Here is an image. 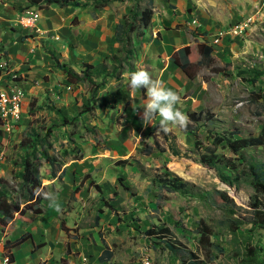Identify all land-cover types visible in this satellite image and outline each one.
I'll use <instances>...</instances> for the list:
<instances>
[{"label":"rangeland","instance_id":"374dc122","mask_svg":"<svg viewBox=\"0 0 264 264\" xmlns=\"http://www.w3.org/2000/svg\"><path fill=\"white\" fill-rule=\"evenodd\" d=\"M47 1L28 2L26 9L14 5L22 12L13 25L20 30H12L18 42L6 53L14 81L9 76L0 89L20 88L25 102L18 123L10 130L0 126V218L20 204L18 173L26 153L21 141L33 140L32 130L47 139L39 149L48 147L55 164L51 172L41 159L37 175L62 211L43 199L41 214L32 208L16 213L6 228L0 226V256L8 255L12 264H31L37 255V264H264V226L248 223L252 178L230 187L216 170L199 163L212 134L237 132L241 138L264 130V0H153L149 26L133 38L130 65L123 62L124 70L94 78L96 84L104 82L99 89L89 82L71 84L52 54L77 73L102 63L118 51L116 25L135 1L143 9L149 0L89 2L85 8ZM25 12L38 15L27 27L21 24ZM190 18L200 26L184 21ZM249 18L244 34L228 36L230 28ZM222 31L225 36L217 41ZM200 45L212 49L209 58L202 56ZM181 48L190 50L186 70L170 62ZM27 53L31 56L25 59ZM139 68L181 97L177 107L185 115L202 113L201 121L191 124L194 135L173 128L157 138L159 117L153 126H143L146 90L132 91L122 79L124 72ZM5 75L0 72L1 78ZM172 139L179 155L168 149ZM157 143L165 152L157 151ZM217 153L231 156L221 148ZM246 155L249 162L264 163V145ZM235 164L238 172L245 168L241 161ZM166 171L188 183V189L168 192L151 184L152 177ZM160 228L168 229L167 241L179 256L159 243L161 233L145 235ZM25 235L31 241L17 245ZM105 247L113 256L100 262Z\"/></svg>","mask_w":264,"mask_h":264},{"label":"trees","instance_id":"16d2710c","mask_svg":"<svg viewBox=\"0 0 264 264\" xmlns=\"http://www.w3.org/2000/svg\"><path fill=\"white\" fill-rule=\"evenodd\" d=\"M30 5L35 6L39 0H28ZM113 0H87L86 3H80V0H48L49 4H56L60 7H66L68 5H74L76 7L85 8L90 5L89 2L95 4L107 5ZM153 0L148 1L147 8L140 9L139 1H135L133 7L127 15L124 17V21L119 22L115 27V42L118 44V51L116 54L105 58V60L98 65H86L85 68L80 72H75L66 64H59L58 60L53 56L54 62L59 66V68L64 71L69 78L71 79V84H80L89 82L94 85L96 89H99L104 85V82L96 84L94 78L98 79L103 76V78L110 77L118 70H124L123 62L125 66H129V60L133 58V48L132 42L134 36L140 31L147 29L152 19V5ZM200 51L203 57L209 58L212 53V49L205 45H200ZM190 50L188 48H181L171 55L170 62L176 68L181 70H186L190 67ZM107 62L110 63V68L107 65ZM53 112L61 113V110L57 109L55 106L50 105L48 107ZM191 123H188L187 129L184 130V133L194 135L197 132V129L192 128V123H199L202 118V113H191L189 115ZM206 118V115H205ZM31 139L23 138L21 141V146L26 148V153L23 157V167L22 170L18 173V178L20 179V204H24L23 209L20 208V204L15 203L13 207H10L9 212L3 214V217L0 218V226L4 229L11 222L16 213L24 214L26 209L32 208L36 214H41V201L43 198H35L33 196V189L42 184L39 176L37 175L36 164L40 162L41 159L45 160L49 164L51 172L55 164L54 159H52L48 153L47 148L39 149L47 144V139L38 134L35 130L31 131ZM238 133L228 132L225 134H212V145L211 147L206 148L205 153L202 154L199 158V163L208 166L216 170L219 174L220 180L230 186H236L238 182L244 177L250 176L252 178V186L254 188V195L250 203L251 209L247 212L249 213L248 223L256 226H264V163L261 162H249V157L246 155V151L261 147L264 145V130L258 136L250 137H241L236 138ZM35 142V144H33ZM168 149L173 155H179L180 152L176 145L172 144L175 141L172 139L169 141ZM32 146V149H31ZM49 146V145H48ZM218 148L226 150L231 156H227L224 153H217ZM157 151L163 153L165 148H163L159 143H157ZM241 161V164L244 165V169L238 172V165L235 162ZM248 170V172H247ZM54 175L56 172L53 173ZM151 184L159 190H165L168 192H183L188 189V183L184 182L180 177L166 171L161 174H157L151 179ZM43 186V185H42ZM44 189V187H43ZM45 191V190H44ZM1 194V193H0ZM221 195V193H219ZM226 208L232 214H235L228 205V199L223 197ZM106 208L112 210L113 207L106 205ZM167 228H160L156 230H148L145 232L147 237L155 236L156 234L161 233L163 236L158 237L159 243L163 244L169 252L173 253L176 256H179L180 251L176 247L167 241ZM29 236V235H28ZM27 241H31V238L27 239V236L17 240V245H22ZM45 245H41L39 248H43ZM111 256V252L105 251ZM104 261V260H103ZM191 264H200V263H191Z\"/></svg>","mask_w":264,"mask_h":264},{"label":"clouds","instance_id":"9594fccd","mask_svg":"<svg viewBox=\"0 0 264 264\" xmlns=\"http://www.w3.org/2000/svg\"><path fill=\"white\" fill-rule=\"evenodd\" d=\"M122 79L128 83L132 91L146 90V100L141 107L143 108L141 119L143 126L147 128L149 125L153 126V121L159 117L157 138L163 139L161 134H170L173 128L187 129L190 118L177 107L181 103V97L175 91L166 88L162 81L153 79L151 74L143 68L131 73L124 72ZM133 109L136 110L134 105ZM33 196L47 200L48 206L57 213L62 211L58 199L52 193L44 191L42 184L33 189ZM3 264H8L7 258L4 259Z\"/></svg>","mask_w":264,"mask_h":264},{"label":"built area","instance_id":"2783aa9c","mask_svg":"<svg viewBox=\"0 0 264 264\" xmlns=\"http://www.w3.org/2000/svg\"><path fill=\"white\" fill-rule=\"evenodd\" d=\"M29 14L31 15V17H27ZM26 17L29 19H25ZM37 18H38V15L32 14L31 12H25L24 18H22L21 20V24L27 27L33 24L35 20H37ZM186 22L190 23V25H193L196 28L200 26V23H198L199 20L196 18L190 19V21H186ZM251 22L252 20L249 18L246 21L238 23L236 26L230 28L227 31L228 36H232V37L241 36L242 34L246 32V28ZM224 36H225V31L219 32L216 37L217 41H220V39L223 38ZM3 64H7V60L0 59V66H1L2 72H3ZM13 73L15 72H11L10 79H9L10 82H12V85L14 81ZM12 87L7 89L6 96L0 97V112H1L0 126L8 130L10 126L18 123L22 119L24 100H25L24 92L21 89H14ZM1 257H9V256L8 255L0 256V263H1ZM9 262L10 264H12L10 257H9Z\"/></svg>","mask_w":264,"mask_h":264},{"label":"crops","instance_id":"0c3cea01","mask_svg":"<svg viewBox=\"0 0 264 264\" xmlns=\"http://www.w3.org/2000/svg\"><path fill=\"white\" fill-rule=\"evenodd\" d=\"M17 1H18V3H16V0H0V51L3 53L2 54L3 56H0V59L4 58L7 61L9 59L6 56L7 50L9 48H11L12 44L15 45L18 42L17 35L12 34V30H20V29H18L17 27H13V25L16 24L19 16L22 15V12H20L14 5L17 4V6H20V7H23L24 9H26L28 6V2H29L28 0H17ZM48 5H53V4L48 3ZM24 9H23V11H25ZM92 18H93V16H92ZM190 19H188V20L184 19V21H190ZM23 36H22V38H23ZM12 42H14V43H12ZM18 47L22 49V46H18ZM16 50H17V48H16ZM29 55L30 54L27 53V57L25 55V59L29 58L28 57ZM7 65L8 64H4V66H3V72L6 73V75L3 78L0 77V85H4V83L8 80L7 79L8 76L11 75V72H14V71H11ZM0 72H2L1 69H0ZM14 87H16V86H14ZM0 90H7V89L5 88V89H0ZM0 122H1V120H0ZM9 130H10V128H9ZM107 250H108V252L112 253V251L109 248L105 247L103 249L102 253L100 254V257H99L100 262H107V261L111 260L112 257H110V255L105 252ZM2 251L3 250H0V254L2 253ZM39 252H42V250ZM111 256H113V254H111ZM37 261H39V255H37V257L33 260V262L31 264H37ZM15 264H18V263L16 262ZM19 264H24L23 260H19Z\"/></svg>","mask_w":264,"mask_h":264},{"label":"bare ground","instance_id":"6f19581e","mask_svg":"<svg viewBox=\"0 0 264 264\" xmlns=\"http://www.w3.org/2000/svg\"><path fill=\"white\" fill-rule=\"evenodd\" d=\"M14 89H20V88H18V87H14ZM7 95V90H0V97L1 96H6ZM0 120H1V112H0ZM232 190V189H231ZM235 196L238 198V199H240L241 200V196H239L238 194H235ZM5 258H7V260H8V264H10V262H9V257H1V263L0 264H3V262H4V259Z\"/></svg>","mask_w":264,"mask_h":264}]
</instances>
